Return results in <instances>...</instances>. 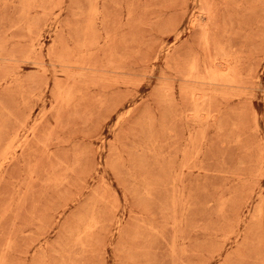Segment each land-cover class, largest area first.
<instances>
[{
  "label": "rangeland",
  "instance_id": "1",
  "mask_svg": "<svg viewBox=\"0 0 264 264\" xmlns=\"http://www.w3.org/2000/svg\"><path fill=\"white\" fill-rule=\"evenodd\" d=\"M0 264H264V0H0Z\"/></svg>",
  "mask_w": 264,
  "mask_h": 264
},
{
  "label": "bare ground",
  "instance_id": "2",
  "mask_svg": "<svg viewBox=\"0 0 264 264\" xmlns=\"http://www.w3.org/2000/svg\"><path fill=\"white\" fill-rule=\"evenodd\" d=\"M196 62V61H195ZM217 63V62H216ZM226 67V66H225Z\"/></svg>",
  "mask_w": 264,
  "mask_h": 264
}]
</instances>
